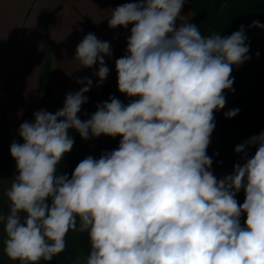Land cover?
Returning <instances> with one entry per match:
<instances>
[{
  "label": "clouds",
  "instance_id": "clouds-1",
  "mask_svg": "<svg viewBox=\"0 0 264 264\" xmlns=\"http://www.w3.org/2000/svg\"><path fill=\"white\" fill-rule=\"evenodd\" d=\"M186 2L131 0L112 9L110 28L131 25L125 55L115 60L118 91L129 103L110 96L82 120L93 80L76 77L84 86L61 109H40L20 124L23 143L10 145L17 174L6 192L9 211L0 214L10 260L51 261L77 231L89 237L85 264H264V132L235 147L243 163L222 178L207 154L215 112L226 105L225 90L234 91L233 66L250 59L246 29L204 37L182 22ZM112 55L110 42L89 32L74 59L81 69L98 65L99 87ZM69 130L84 140L122 138L117 149L81 160L69 177L57 173L75 143Z\"/></svg>",
  "mask_w": 264,
  "mask_h": 264
},
{
  "label": "crops",
  "instance_id": "crops-1",
  "mask_svg": "<svg viewBox=\"0 0 264 264\" xmlns=\"http://www.w3.org/2000/svg\"><path fill=\"white\" fill-rule=\"evenodd\" d=\"M127 2L131 0H0V122L6 129V133L0 132V214L7 215L9 211L6 192L17 174L10 145L13 141L23 143L18 135L20 124L32 122L33 114L40 109L52 112L48 102L39 94V77L48 56L51 65L47 82L61 104L68 93L84 86L76 82V77L93 80L88 93H96L104 84H109L125 96L118 91L115 60L125 55L131 25L129 30L122 27L112 29L108 26V18L112 9ZM182 15L185 18L182 22L186 23L193 17V11L186 3ZM259 22L264 25V17ZM89 32L110 42L113 49L112 57L105 58L110 73L99 87L96 86L98 77L94 75L98 65L81 69L74 59L77 45ZM246 37L250 59L242 65L251 73V87L264 94V27H254ZM236 94L226 100V105ZM107 100L92 102L78 114L79 117L82 120L90 118L97 105ZM129 100L125 101L126 104ZM113 139L104 135L88 140L79 138L64 157L77 161L93 157ZM212 170L219 179L231 174L233 167L212 166ZM244 198L241 190L236 199L242 204ZM245 219L242 214V225ZM4 239L6 234L0 223V264H17L4 252ZM86 259L78 264H85Z\"/></svg>",
  "mask_w": 264,
  "mask_h": 264
},
{
  "label": "trees",
  "instance_id": "trees-1",
  "mask_svg": "<svg viewBox=\"0 0 264 264\" xmlns=\"http://www.w3.org/2000/svg\"><path fill=\"white\" fill-rule=\"evenodd\" d=\"M186 4L193 11L189 23L196 24L204 37L214 34L230 36L239 30L241 25L245 26L247 35L254 28L249 27L252 22L260 21L264 17V0H187ZM50 65L51 60L48 56L39 77V94L55 113L63 107V104L57 100L48 85ZM231 78H234L232 86L234 91L225 90V98L227 100L235 93L239 92V94L224 109L215 112L216 126L207 149L208 156L213 159L212 166L234 167L237 162L243 163L241 155L235 152V147L252 136L264 132V94L251 87V73L243 65L233 66ZM86 95L89 100L82 106V110L98 99H109L113 95L122 102L130 99L117 93L109 84H104L96 93H86ZM233 109L240 111L235 117L226 118L224 114ZM0 132L6 133L1 122ZM69 135L74 141L81 138L75 130H69ZM121 138L115 137L93 158L98 159L102 153L117 149ZM255 151V146L248 148V157L253 156ZM79 162L64 157L57 166V173H66L70 177ZM65 239L66 248L63 252L53 256L51 261L41 260L39 264H78L88 257L90 242L86 232L69 231Z\"/></svg>",
  "mask_w": 264,
  "mask_h": 264
},
{
  "label": "rangeland",
  "instance_id": "rangeland-1",
  "mask_svg": "<svg viewBox=\"0 0 264 264\" xmlns=\"http://www.w3.org/2000/svg\"><path fill=\"white\" fill-rule=\"evenodd\" d=\"M239 94V92H237ZM237 95V94H236ZM124 104H126V102H123Z\"/></svg>",
  "mask_w": 264,
  "mask_h": 264
}]
</instances>
